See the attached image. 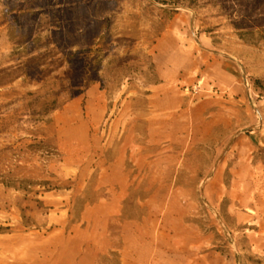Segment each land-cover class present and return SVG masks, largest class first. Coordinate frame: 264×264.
Returning a JSON list of instances; mask_svg holds the SVG:
<instances>
[{
  "label": "rangeland",
  "instance_id": "obj_1",
  "mask_svg": "<svg viewBox=\"0 0 264 264\" xmlns=\"http://www.w3.org/2000/svg\"><path fill=\"white\" fill-rule=\"evenodd\" d=\"M0 264H264V0H0Z\"/></svg>",
  "mask_w": 264,
  "mask_h": 264
}]
</instances>
